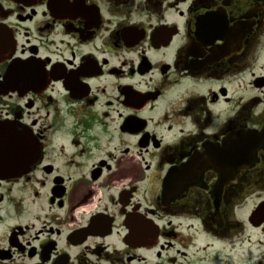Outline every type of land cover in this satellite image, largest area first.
<instances>
[{
  "label": "flooded vegetation",
  "instance_id": "flooded-vegetation-1",
  "mask_svg": "<svg viewBox=\"0 0 264 264\" xmlns=\"http://www.w3.org/2000/svg\"><path fill=\"white\" fill-rule=\"evenodd\" d=\"M247 136L264 0H0V264H264Z\"/></svg>",
  "mask_w": 264,
  "mask_h": 264
},
{
  "label": "water",
  "instance_id": "water-1",
  "mask_svg": "<svg viewBox=\"0 0 264 264\" xmlns=\"http://www.w3.org/2000/svg\"><path fill=\"white\" fill-rule=\"evenodd\" d=\"M252 137V139H251ZM247 136L246 139V144L244 145H236V153H235V158L233 160V157H231L232 159L226 162V160H220L221 162L219 163V166H217V164L215 162H211L212 165L218 169L221 173L223 172L224 168L223 165L225 167H228V165L230 166H234V176L237 177L242 171H244L245 169H247L252 161L255 158V152L257 151L258 148L263 147V139L256 137V136ZM209 163V162H208ZM224 163V164H223ZM233 168V167H232ZM231 168V169H232ZM233 172V171H232ZM231 173V172H230ZM227 173H223L224 176H226ZM230 178H232V176H230ZM259 211L264 213V209L262 207L258 208Z\"/></svg>",
  "mask_w": 264,
  "mask_h": 264
},
{
  "label": "rangeland",
  "instance_id": "rangeland-1",
  "mask_svg": "<svg viewBox=\"0 0 264 264\" xmlns=\"http://www.w3.org/2000/svg\"><path fill=\"white\" fill-rule=\"evenodd\" d=\"M255 194L256 195L253 196V198L250 201H248L245 206H243V207H245L244 210L242 208L239 212L236 213V216H237L236 219L238 221H242L246 217V215H248L247 213L249 212V210L252 209L255 206V204L260 200L259 198H263L262 200H264V194L259 193V192L255 193ZM256 196H258V199L256 198ZM248 236L250 237L251 243L255 245L254 249L260 248L258 250L261 251L262 253H264V234L261 232H258V231H251L249 229H245L243 231V235L241 234L240 237L237 239L243 240L244 238H246ZM258 241H260L261 243L260 244L257 243V245H256V242H258ZM238 251H239V247H236L235 252H238ZM238 264H239V262H238Z\"/></svg>",
  "mask_w": 264,
  "mask_h": 264
}]
</instances>
